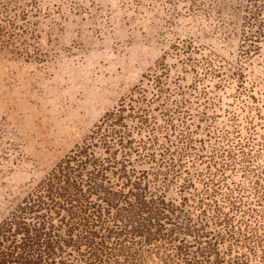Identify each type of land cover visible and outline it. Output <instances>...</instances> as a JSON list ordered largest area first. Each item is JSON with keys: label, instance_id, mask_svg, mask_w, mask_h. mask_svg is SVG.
Returning a JSON list of instances; mask_svg holds the SVG:
<instances>
[{"label": "rangeland", "instance_id": "obj_1", "mask_svg": "<svg viewBox=\"0 0 264 264\" xmlns=\"http://www.w3.org/2000/svg\"><path fill=\"white\" fill-rule=\"evenodd\" d=\"M0 31V217L132 98L149 120L126 131L183 166L168 197L211 176L248 219L264 194V0H0Z\"/></svg>", "mask_w": 264, "mask_h": 264}, {"label": "trees", "instance_id": "obj_2", "mask_svg": "<svg viewBox=\"0 0 264 264\" xmlns=\"http://www.w3.org/2000/svg\"><path fill=\"white\" fill-rule=\"evenodd\" d=\"M260 11L249 13L248 25ZM129 102L0 217V264H250L241 247L258 250L264 263V210L255 215L264 194L236 224L224 207L234 214L242 208L232 191L220 205L211 176L203 194L185 196L194 186L184 179L181 196L169 198L166 181L183 166L169 148L155 152V136L136 142L126 131L127 118L146 127L149 120Z\"/></svg>", "mask_w": 264, "mask_h": 264}]
</instances>
